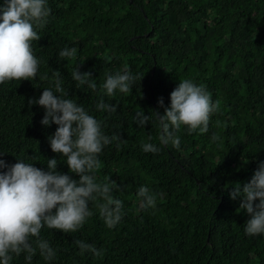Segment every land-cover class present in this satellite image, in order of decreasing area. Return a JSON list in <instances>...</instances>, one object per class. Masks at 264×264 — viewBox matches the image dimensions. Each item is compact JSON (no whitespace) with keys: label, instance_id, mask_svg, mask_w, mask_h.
Here are the masks:
<instances>
[{"label":"trees","instance_id":"obj_1","mask_svg":"<svg viewBox=\"0 0 264 264\" xmlns=\"http://www.w3.org/2000/svg\"><path fill=\"white\" fill-rule=\"evenodd\" d=\"M46 2L51 15L32 42L37 77L0 83V159L47 171V160L56 158L57 171L79 179L51 150L48 138L58 126H43L45 109L29 104L44 89L55 91L53 72L59 70L66 98L100 121L104 134L120 137L99 154L95 177L120 185L112 195L123 202L124 214L110 229L99 214L103 198L90 201L93 215L75 233L41 229L56 256L45 260L37 249L31 264H264V234L245 233L250 215L239 208L242 196H230L264 162V0ZM5 6L0 0V15ZM73 47L75 57H59ZM78 66L92 74L95 91L73 80ZM125 69L142 80L109 97L104 82ZM183 79L204 85L219 109L206 133L189 134L182 125L177 149L160 144L155 112L162 115L170 106V93ZM101 99L118 105L117 111L98 110ZM137 111L150 116L144 127L133 120ZM144 143L160 151L146 153ZM141 186L156 196L154 208L141 207ZM76 240L102 255H81ZM25 255H13L10 264H29Z\"/></svg>","mask_w":264,"mask_h":264},{"label":"clouds","instance_id":"obj_2","mask_svg":"<svg viewBox=\"0 0 264 264\" xmlns=\"http://www.w3.org/2000/svg\"><path fill=\"white\" fill-rule=\"evenodd\" d=\"M50 15L46 0H6L0 15V83L37 77L40 62L33 54L32 42L41 38L36 29H43ZM76 54L77 49L73 47L61 50L58 55L63 59L73 58ZM71 75L78 86L87 84L91 90H96V83L89 79L92 76L90 72L81 73L78 66ZM53 77L55 91L46 88L38 100L29 99V104H38L45 109L41 120L43 126L53 123L58 126L48 138L51 150L66 158L70 172L77 174L79 179L57 171L56 158L47 160V171L24 160L8 165L0 159V168L7 169L0 172V264H10L13 255L21 253L26 254L25 260L31 264L37 249L45 260L54 259L56 251L40 237L41 229L47 226L64 233H75L84 225L86 218L93 215L89 202L97 198L105 201L99 205V214L108 228L116 226L124 214L123 202L112 195L113 191H119L120 185L110 177H106L108 182L98 183L95 177V171L100 168L99 154L120 137L104 134L100 121L82 105L66 98L69 94L62 87L59 70L53 72ZM142 78L125 69L123 73L109 75L102 89L109 97L117 89L128 93L136 80ZM158 103L164 106L162 98ZM96 108L114 113L118 105L107 104L101 99ZM218 109L219 103L212 102L204 85H197L191 79L181 80L170 93V106L162 115L155 112L159 121L160 144L167 146L171 143L179 149L180 138L176 132L182 125L187 126L189 134L196 130L206 133L210 117ZM133 120L144 127L150 116L137 111ZM212 139L218 140L219 137L213 135ZM142 149L154 154L160 151L152 143H144ZM238 195L242 196L239 208L250 215L245 233L264 234V162L259 164L251 180L242 188L239 183L235 185L230 196L235 199ZM138 196L142 198V208L156 206V196L149 188L141 186ZM31 238H35L34 243ZM75 243L81 255L85 251L95 256L102 255V251L92 244L82 240Z\"/></svg>","mask_w":264,"mask_h":264},{"label":"rangeland","instance_id":"obj_3","mask_svg":"<svg viewBox=\"0 0 264 264\" xmlns=\"http://www.w3.org/2000/svg\"><path fill=\"white\" fill-rule=\"evenodd\" d=\"M126 210L128 211V210H129V208L127 207V208H126Z\"/></svg>","mask_w":264,"mask_h":264}]
</instances>
